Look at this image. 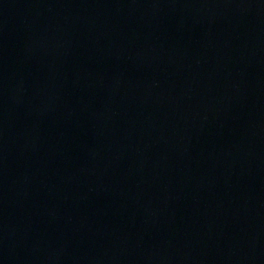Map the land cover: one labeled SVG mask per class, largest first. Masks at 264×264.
Returning <instances> with one entry per match:
<instances>
[{
	"label": "water",
	"instance_id": "1",
	"mask_svg": "<svg viewBox=\"0 0 264 264\" xmlns=\"http://www.w3.org/2000/svg\"><path fill=\"white\" fill-rule=\"evenodd\" d=\"M0 264H264V0H0Z\"/></svg>",
	"mask_w": 264,
	"mask_h": 264
}]
</instances>
